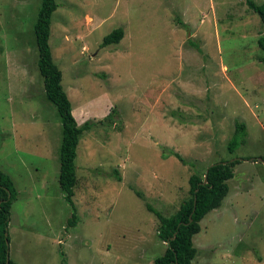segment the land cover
Wrapping results in <instances>:
<instances>
[{"label":"rangeland","instance_id":"374dc122","mask_svg":"<svg viewBox=\"0 0 264 264\" xmlns=\"http://www.w3.org/2000/svg\"><path fill=\"white\" fill-rule=\"evenodd\" d=\"M41 1L0 0V169L17 190L10 258L154 264L166 243L147 201L171 215L194 172L242 158L222 205L201 221L192 264H264V27L247 0H57L53 59L78 123L97 121L77 150L71 226L63 123L38 69ZM120 27L123 39L101 47ZM237 121L247 142L230 153ZM171 151L195 164L164 156Z\"/></svg>","mask_w":264,"mask_h":264},{"label":"trees","instance_id":"16d2710c","mask_svg":"<svg viewBox=\"0 0 264 264\" xmlns=\"http://www.w3.org/2000/svg\"><path fill=\"white\" fill-rule=\"evenodd\" d=\"M249 8L256 12L264 27V1L261 4L255 0H247ZM57 0H42L37 20L34 24L38 49V69L43 77L44 88L47 98L56 106L63 123V140L61 146V164L59 182L66 201L73 210L68 225H75L78 221L77 208L73 197L76 187L78 147L85 131L91 130L97 121L86 120L79 124L74 113L72 102L62 84L63 72L53 59L50 45L51 24L53 13L58 8ZM124 37L122 27L114 29L103 39L101 47L119 43ZM260 48L264 51V32L258 39ZM196 48L201 50L197 45ZM259 60L264 63V56ZM111 111L99 122L109 119ZM248 137L247 124L243 121L235 123V131L228 142L227 148L230 153H235L241 146L245 145ZM176 156L181 162L192 166L194 162L186 160L180 153L171 151L170 155ZM243 160H222L208 165L203 172H194L189 178V197L183 200L179 209L171 215H165L147 201V208L154 213L160 221L158 227L159 238L166 243L164 253L154 260V264H192L198 253L194 244V236L201 231V221L212 210L219 208L230 187L228 181L235 176V166ZM208 169V172H207ZM117 174V179L122 177ZM207 174V183L204 177ZM138 194L146 199L143 192ZM17 190L12 178L0 169V264H6L8 246L6 233L8 232L11 218V208L16 199ZM190 217L192 221H190ZM9 239V236H8ZM9 264H18L10 258Z\"/></svg>","mask_w":264,"mask_h":264},{"label":"water","instance_id":"95a60500","mask_svg":"<svg viewBox=\"0 0 264 264\" xmlns=\"http://www.w3.org/2000/svg\"><path fill=\"white\" fill-rule=\"evenodd\" d=\"M261 161H262V159H261ZM207 172H208V169H207ZM205 179H204V182L203 183H207V180H208V176H207V174L205 175V177H204ZM190 221H192V218L190 217ZM8 236H9V234H8V232L6 233V237H7V246H8V248H9V239H8ZM9 262H10V254H9V249H8V252H7V258H6V264H9Z\"/></svg>","mask_w":264,"mask_h":264}]
</instances>
